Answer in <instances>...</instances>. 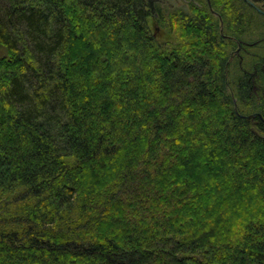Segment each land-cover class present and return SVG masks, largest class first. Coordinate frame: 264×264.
I'll use <instances>...</instances> for the list:
<instances>
[{
    "label": "trees",
    "instance_id": "obj_1",
    "mask_svg": "<svg viewBox=\"0 0 264 264\" xmlns=\"http://www.w3.org/2000/svg\"><path fill=\"white\" fill-rule=\"evenodd\" d=\"M198 1L0 0V264H264V0Z\"/></svg>",
    "mask_w": 264,
    "mask_h": 264
},
{
    "label": "rangeland",
    "instance_id": "obj_2",
    "mask_svg": "<svg viewBox=\"0 0 264 264\" xmlns=\"http://www.w3.org/2000/svg\"><path fill=\"white\" fill-rule=\"evenodd\" d=\"M250 1L252 2V0H250ZM165 2L168 5H170L171 7H173V8H179L181 6L187 8V6L190 3L195 4L196 6L204 7V2H199L198 0H165ZM258 4L259 3H257V5ZM173 8H171V9H173ZM212 10H214V9H212ZM213 16H217V15L213 14ZM149 26H150V29H151L152 33L154 34L155 38L159 42L163 43V42L173 41L174 40V36L173 35L168 34L167 31H165V29H162L159 26H157L152 19L149 20ZM256 50L257 49L254 48V50L251 51V52H256ZM236 53H237V51H233L231 53V57L235 56ZM138 54L142 56V53H138ZM5 55H6L5 50L0 46V57L1 56H5ZM129 57H130L131 65L135 69H136V67L139 69L142 65L145 66L144 64L148 65V59H149L148 55H144L139 62H138V55H135L133 53ZM137 62H138V64H137ZM131 70L134 71L133 69H131ZM126 80L127 79H125L123 81H124V85H126V88H128L129 87L128 86V80L127 81ZM123 97H124V100H127L126 96L123 95ZM115 106L116 107L119 106V103L115 104ZM121 106H124V105H121ZM201 113L202 112L199 111L197 114H195L194 117H191V118H193V120H196V119H198L200 117ZM185 114H187V113L185 112ZM256 115H257V113H252V114H249V115H245L244 117L245 118H249V117H254ZM188 116L190 117V115H188ZM259 116H260V119L264 121V118L260 114H259ZM185 117L187 119H189V117L184 115L183 120L186 119ZM175 119H176V117L174 119L172 118V119L168 120L167 125H166L167 126L166 128L168 130L167 129L166 130L169 131L170 133H180V134H183V136L187 135V133H186V132H188L187 125L182 123V119L178 120V121L176 120V123L173 122ZM197 121H199V119ZM213 127H216V124ZM211 130H212V127H211ZM209 133H211V131ZM209 133L207 134V136L209 135ZM190 137H186L184 140L181 139L180 142L183 141L185 147H187V148L190 147V153L191 154H189V155H192L193 157L194 156L195 157L196 156H198V157H200V156L208 157V155L212 156V159L214 161V162L213 161L212 162H213L214 166H213L212 163H210V162L209 163H210V165L212 167H214L213 170H211L209 168L210 166L208 167V169L211 170L210 172H207V169L205 170V168H204L205 161H203V159L201 160V159L198 158L199 160H197V161H195V160L193 161V159H190V162L187 163L186 159H185L186 155L183 154V152H184L183 150H185V147H182L181 144L178 145L179 143H176V142H174L173 145H178V146H180V148H177L178 146L174 147L175 148L174 151H176V156H175L174 159H169L168 160V153L170 151H173L172 148H168V149H165L164 151H158V152L155 153L156 156L153 157L154 159H152V162H153V166L156 168V170L159 171V169H161V168H163L165 170L171 164H174L176 162V160H178L177 162H181V163L183 161V163H182L183 165H181V167L178 168V173H181V174L182 173L183 174L184 173H191L192 169H194V170H197V172H199L200 174H202V176H206V173L210 174V173H213V172L215 173L216 172L221 177V179L223 181H225L226 183L228 182V184H230V185H234L235 184V178L233 177L234 176L233 173H234V171H236V169L234 168L235 162H233L231 160H228L229 158L224 157V156H226L225 153H223L224 151L218 149V147H219L218 144L219 143H217V141H216L217 145H214L215 144L214 143L213 144L214 146H213V145H208V143L206 141H204V144L202 145V147H198V145H197L198 141L203 136H201L198 133H196L194 139H192ZM158 141L159 142H163V143H165V142L167 143L168 140L165 139V138H160ZM169 143H171V142H169ZM181 148L183 150H181ZM180 151H183L182 154H180ZM129 152L130 151H125V154H124L125 157H127V158L130 157L129 156L130 155ZM206 164H208V163H206ZM218 167H221V169H219ZM189 168H191V170ZM216 168H218V170ZM125 169H127V167H125ZM185 171H187V172H185ZM163 182H167V180L161 181V183H163ZM168 185H169L168 183L166 185L165 184L162 185L161 189L159 190V192L162 191V190L168 189ZM220 185L221 184L217 183L214 186L218 187ZM236 185H238V184H236ZM243 186H244V183L242 184V187ZM199 194H201V195L209 194L210 195V193L207 192V190H206V185H202V188H201V191L199 192ZM225 196H227V194H224L221 197L223 198ZM203 206H204V204H203ZM208 207H209V205L205 204L204 208L207 209ZM210 213H211V211H210Z\"/></svg>",
    "mask_w": 264,
    "mask_h": 264
}]
</instances>
